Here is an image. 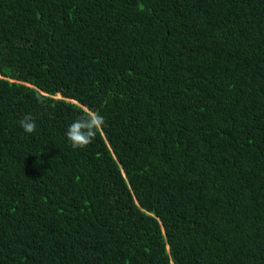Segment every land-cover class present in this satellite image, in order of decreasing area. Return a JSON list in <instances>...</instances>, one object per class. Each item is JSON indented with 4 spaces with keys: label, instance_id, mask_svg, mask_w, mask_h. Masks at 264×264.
I'll return each instance as SVG.
<instances>
[{
    "label": "trees",
    "instance_id": "obj_1",
    "mask_svg": "<svg viewBox=\"0 0 264 264\" xmlns=\"http://www.w3.org/2000/svg\"><path fill=\"white\" fill-rule=\"evenodd\" d=\"M0 264H264V0H0Z\"/></svg>",
    "mask_w": 264,
    "mask_h": 264
},
{
    "label": "clouds",
    "instance_id": "obj_2",
    "mask_svg": "<svg viewBox=\"0 0 264 264\" xmlns=\"http://www.w3.org/2000/svg\"><path fill=\"white\" fill-rule=\"evenodd\" d=\"M104 122L102 115L85 106L81 114L67 126L65 136L73 149H82L95 139ZM18 123L25 133L31 134L36 130L35 119L31 113L25 114Z\"/></svg>",
    "mask_w": 264,
    "mask_h": 264
},
{
    "label": "rangeland",
    "instance_id": "obj_3",
    "mask_svg": "<svg viewBox=\"0 0 264 264\" xmlns=\"http://www.w3.org/2000/svg\"><path fill=\"white\" fill-rule=\"evenodd\" d=\"M55 98H59L58 96H55Z\"/></svg>",
    "mask_w": 264,
    "mask_h": 264
}]
</instances>
